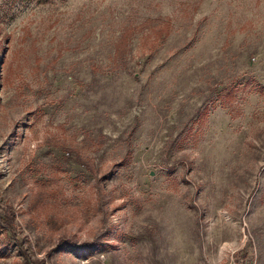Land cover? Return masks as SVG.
<instances>
[{
    "label": "rangeland",
    "instance_id": "rangeland-1",
    "mask_svg": "<svg viewBox=\"0 0 264 264\" xmlns=\"http://www.w3.org/2000/svg\"><path fill=\"white\" fill-rule=\"evenodd\" d=\"M0 264H264V0H0Z\"/></svg>",
    "mask_w": 264,
    "mask_h": 264
}]
</instances>
